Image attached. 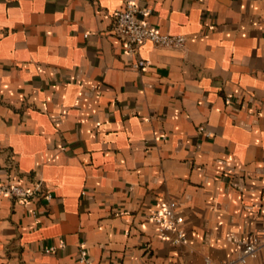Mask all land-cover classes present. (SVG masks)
<instances>
[{"label":"crops","instance_id":"crops-1","mask_svg":"<svg viewBox=\"0 0 264 264\" xmlns=\"http://www.w3.org/2000/svg\"><path fill=\"white\" fill-rule=\"evenodd\" d=\"M126 2L185 46L125 51ZM35 178L50 201L0 196V264H215L264 239V0H0V179ZM166 200L177 243L149 217Z\"/></svg>","mask_w":264,"mask_h":264},{"label":"built area","instance_id":"built-area-1","mask_svg":"<svg viewBox=\"0 0 264 264\" xmlns=\"http://www.w3.org/2000/svg\"><path fill=\"white\" fill-rule=\"evenodd\" d=\"M149 13L146 8H139L132 2L126 4L114 11V30L119 38L123 48L127 52H134L136 47L146 41L156 46L169 48H183L186 43V37L181 34L162 33L151 28L144 17ZM145 60H138L134 67L143 70L146 68ZM202 130L203 128L200 127ZM0 196L12 198L17 201L26 199L43 198L46 201L51 200V193L44 188L41 179H34L32 186L26 188L18 183L0 179ZM35 214V210H32ZM150 219L157 225L160 234L173 232L174 243L184 239V234L179 228L180 217L176 213V202L166 200L157 205L149 215ZM264 248V239L257 235H252L247 239H240L236 242L235 254L233 257L219 261L215 264H247V259L253 256L257 250ZM49 247L46 251H50ZM79 264H91L87 259L86 249L81 246L79 250ZM204 264H213L206 259Z\"/></svg>","mask_w":264,"mask_h":264}]
</instances>
